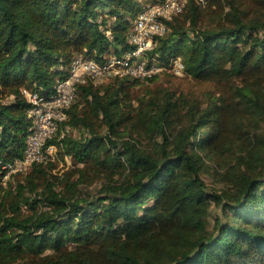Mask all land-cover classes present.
I'll return each instance as SVG.
<instances>
[{
    "label": "trees",
    "instance_id": "trees-1",
    "mask_svg": "<svg viewBox=\"0 0 264 264\" xmlns=\"http://www.w3.org/2000/svg\"><path fill=\"white\" fill-rule=\"evenodd\" d=\"M163 1L0 0V161L23 155L24 90L52 92L79 54L132 51L136 16ZM167 25L149 57L179 56L185 75L227 94L196 109L131 95L156 76L79 85L69 130L48 142L73 167L58 178L36 164L0 183V264H264V0H189ZM231 151L211 188L206 163Z\"/></svg>",
    "mask_w": 264,
    "mask_h": 264
},
{
    "label": "built area",
    "instance_id": "built-area-1",
    "mask_svg": "<svg viewBox=\"0 0 264 264\" xmlns=\"http://www.w3.org/2000/svg\"><path fill=\"white\" fill-rule=\"evenodd\" d=\"M205 6L207 0H195ZM189 0H164L161 3L144 5L134 20L129 42L133 50L122 56H110L104 62L77 55L68 74L57 80L53 91L30 93L24 90L31 105L30 124L27 128L23 155L13 161H0V183L6 186L13 178L23 177L36 164L55 160L56 145L48 142L60 135L64 138L69 109L77 99L79 85L91 82L103 85L115 78L148 79L170 71L176 76L185 75V64L181 57L174 56L168 62L159 57H149L158 39L168 31L167 22L183 14Z\"/></svg>",
    "mask_w": 264,
    "mask_h": 264
},
{
    "label": "rangeland",
    "instance_id": "rangeland-1",
    "mask_svg": "<svg viewBox=\"0 0 264 264\" xmlns=\"http://www.w3.org/2000/svg\"><path fill=\"white\" fill-rule=\"evenodd\" d=\"M228 89V86L225 84L214 83L210 81H198L187 75L176 76L172 72L166 71L156 75V78L153 82H139V84L134 85L132 89H130V92L133 97L142 96L145 94L156 95L160 92L161 94L170 93L173 94L175 98L180 99L182 106H191L196 109H203L209 104H212L214 101L217 102L221 95L227 94ZM244 125L250 130L254 129V123L251 121V119H245ZM260 126L264 129V122L260 121ZM70 134L74 138L88 136L87 131L78 129L72 130ZM226 159L228 162L226 165L233 166L235 164V156L233 155V151L227 152L221 160L216 159L214 161H208V164L206 163V168L209 170L210 174L203 173V177L211 188L219 190L222 188V186H224L220 180L224 178L222 175L226 171L225 168L227 166L224 165ZM51 164H53L54 167L48 169V172L58 178L63 177L64 173L73 167L70 157H65L62 159L58 155V148L55 152V160L51 161ZM27 175L13 178L12 183L23 181ZM102 186L103 182L96 181L92 187H90V191L94 193L102 188ZM24 210L26 214H29V210Z\"/></svg>",
    "mask_w": 264,
    "mask_h": 264
}]
</instances>
